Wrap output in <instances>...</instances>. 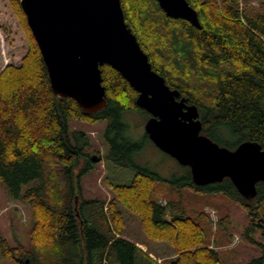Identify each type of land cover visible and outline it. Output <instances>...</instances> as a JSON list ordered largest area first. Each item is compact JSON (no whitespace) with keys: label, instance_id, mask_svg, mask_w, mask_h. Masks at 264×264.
Wrapping results in <instances>:
<instances>
[{"label":"trees","instance_id":"1","mask_svg":"<svg viewBox=\"0 0 264 264\" xmlns=\"http://www.w3.org/2000/svg\"><path fill=\"white\" fill-rule=\"evenodd\" d=\"M120 1L125 23L152 69L198 108L201 134L230 150L246 141L264 150V0H186L197 13L199 29L167 17L155 0ZM8 2L28 50L19 65L0 70V185L10 200L29 207L31 229L29 248L11 247L1 239V255L13 264H225L211 247L205 212L194 217L177 202L162 204L157 175L134 164L140 146L129 138L123 115L141 110L135 104L137 92L103 65V110L84 116L75 100L58 98L20 0ZM141 112L147 120L149 115ZM70 121L105 123L104 158L136 170L128 186L110 184L114 197L105 212L104 202H75L81 198V178L100 159L87 152V134L71 131ZM224 131L230 140L221 137ZM183 169V176L169 184L177 192L221 193L243 209L247 224L241 237L260 252L245 264H264V183L256 184L254 198L245 199L228 178L197 186L190 169ZM118 205L140 219L148 239L174 248L175 259L158 263L123 238ZM218 225L227 228L228 217L220 218Z\"/></svg>","mask_w":264,"mask_h":264},{"label":"water","instance_id":"2","mask_svg":"<svg viewBox=\"0 0 264 264\" xmlns=\"http://www.w3.org/2000/svg\"><path fill=\"white\" fill-rule=\"evenodd\" d=\"M163 13L200 28L186 0H155ZM26 23L58 98H71L89 116L106 107L100 67L117 71L137 92L136 106L149 115L144 133L153 145L188 167L197 186L228 178L247 199L264 183V150L251 141L235 149L201 134L198 108L186 103L152 69L127 27L120 0H20Z\"/></svg>","mask_w":264,"mask_h":264},{"label":"rangeland","instance_id":"3","mask_svg":"<svg viewBox=\"0 0 264 264\" xmlns=\"http://www.w3.org/2000/svg\"><path fill=\"white\" fill-rule=\"evenodd\" d=\"M27 50L26 35L19 26L8 0H0V70L9 64L19 65ZM123 121L127 126L129 138L140 146L139 151L133 157V162L137 167H144L157 175L156 186L162 190L164 196L161 200L162 204L168 201L177 202L179 209H184L188 215L194 217L199 212H205L211 224V247L219 252L225 264H245L260 255L256 246L246 243L241 237L247 224L246 213L243 209L221 193L199 194L187 189L177 192L169 181L172 178L175 179L174 177L183 176L184 166L179 165L174 159L157 149L146 138L144 135L145 114L141 110L129 111L123 115ZM104 126L105 123L69 122L71 131L77 130L87 134L90 140L87 152L100 159L94 168L81 178V198L75 199V202L77 204L83 200L104 202L105 212L109 201L114 197L110 184L128 186L136 170L119 167L104 158L108 151V145L103 138ZM221 137L226 140L231 139L227 131H224ZM118 208L122 213L124 224L123 238L142 250H146L152 258L158 260V263L175 259L174 248L148 239L142 231L140 219L121 205H118ZM222 217H228L229 220V225L225 229L218 225ZM200 223L205 224L203 220ZM30 229L29 207L25 203L10 200L6 190L0 185V240H6L11 247L21 245L29 248ZM256 238L259 239L258 236ZM39 259L42 260L41 256ZM0 264H13L1 255V249Z\"/></svg>","mask_w":264,"mask_h":264},{"label":"bare ground","instance_id":"4","mask_svg":"<svg viewBox=\"0 0 264 264\" xmlns=\"http://www.w3.org/2000/svg\"><path fill=\"white\" fill-rule=\"evenodd\" d=\"M85 116V115H84ZM92 116V115H91ZM205 186H207V185H205ZM246 199V198H245Z\"/></svg>","mask_w":264,"mask_h":264},{"label":"flooded vegetation","instance_id":"5","mask_svg":"<svg viewBox=\"0 0 264 264\" xmlns=\"http://www.w3.org/2000/svg\"><path fill=\"white\" fill-rule=\"evenodd\" d=\"M147 120H148V119H147ZM147 120H146V121H147Z\"/></svg>","mask_w":264,"mask_h":264}]
</instances>
